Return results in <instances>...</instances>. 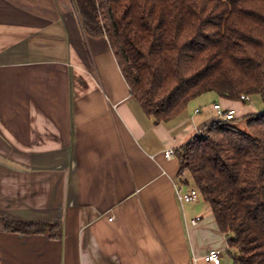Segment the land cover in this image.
<instances>
[{
  "label": "crops",
  "instance_id": "crops-1",
  "mask_svg": "<svg viewBox=\"0 0 264 264\" xmlns=\"http://www.w3.org/2000/svg\"><path fill=\"white\" fill-rule=\"evenodd\" d=\"M251 96L196 97L156 123L73 0H0V264H213L214 248L233 264L212 206L178 202L180 161L165 149L220 120L218 103L246 128L264 112ZM7 220L58 228L11 232Z\"/></svg>",
  "mask_w": 264,
  "mask_h": 264
},
{
  "label": "trees",
  "instance_id": "trees-1",
  "mask_svg": "<svg viewBox=\"0 0 264 264\" xmlns=\"http://www.w3.org/2000/svg\"><path fill=\"white\" fill-rule=\"evenodd\" d=\"M73 3L87 35L109 39L132 95L156 123L177 118L210 91L237 101L264 95V0ZM245 127L214 121L176 157L230 235L233 264H264V112ZM6 226L24 234L58 228L15 220Z\"/></svg>",
  "mask_w": 264,
  "mask_h": 264
},
{
  "label": "built area",
  "instance_id": "built-area-1",
  "mask_svg": "<svg viewBox=\"0 0 264 264\" xmlns=\"http://www.w3.org/2000/svg\"><path fill=\"white\" fill-rule=\"evenodd\" d=\"M242 99L245 101H252V97L250 94H242ZM215 108L217 109V112L219 114L220 120L226 121V120H233L236 118V111L235 109H226L224 110L221 106V104H215ZM198 111V109H197ZM165 156L168 159H172L176 157V149L174 148H167L165 149ZM188 170H183L175 178V191L176 196L178 199V202L182 205L184 203H193L197 202L201 198V192L198 190L196 186H189V178H188ZM110 220L113 219V216L109 218ZM201 219V216H198L196 218V221ZM228 235V239H229ZM223 252L221 249L214 248L209 250L207 254L204 255V259L207 262L213 263V264H221L223 261Z\"/></svg>",
  "mask_w": 264,
  "mask_h": 264
},
{
  "label": "rangeland",
  "instance_id": "rangeland-1",
  "mask_svg": "<svg viewBox=\"0 0 264 264\" xmlns=\"http://www.w3.org/2000/svg\"><path fill=\"white\" fill-rule=\"evenodd\" d=\"M210 95H214V96H215L216 93L210 91V93L203 94V95H201V96H199V97H197V98H198L199 100H203L204 98H208ZM253 99H255V98H253ZM252 103H254L253 100H252V101H249V102H246V103H244L243 101H241V102H240V105L242 104V105H244V106H249V105H251Z\"/></svg>",
  "mask_w": 264,
  "mask_h": 264
}]
</instances>
